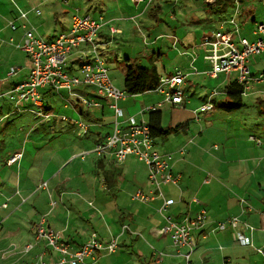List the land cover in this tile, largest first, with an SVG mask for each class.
I'll return each mask as SVG.
<instances>
[{
    "label": "crops",
    "instance_id": "crops-1",
    "mask_svg": "<svg viewBox=\"0 0 264 264\" xmlns=\"http://www.w3.org/2000/svg\"><path fill=\"white\" fill-rule=\"evenodd\" d=\"M49 1L0 0V125L8 122L10 116L27 112L40 120L31 132L23 125L20 137H0V264L59 260V254L45 242L25 250L28 244L35 243L34 226L44 213L49 214L50 226L69 241L72 249L79 248L93 231L106 241L118 237V250L100 252L95 264H185L170 236L162 231L165 219L158 208L163 198L158 196L143 202L133 197L139 189L146 193L152 190L148 165L136 155H129L123 163H118L113 155H99L94 151L114 131L116 114L112 99L98 94L92 86L78 87L74 92L45 87L41 89L42 98L45 108L53 115L46 119L36 114L37 107L32 103L16 101L6 94L16 83L29 78L33 65L29 54L19 47L24 42L26 28H34L37 35L48 41L71 28L60 34L46 33L48 38L44 36V15L49 7L45 10L42 7ZM173 1L178 4L180 0ZM162 2L132 0L129 17L117 14L114 9L94 16H102L106 22L99 40L109 70L116 65L120 75L126 77L128 65L139 64L156 67L160 78L178 70L186 74L181 104L167 101L156 87L119 99L117 103L124 112L122 123L126 124L130 117L149 122L150 111L158 109L162 111L163 126L171 128L167 136L155 138L156 149L171 155L174 172L182 174L179 184L163 186L164 196L176 201L166 213L180 219L195 216L201 208L207 210V224L196 232L194 261L197 264H263L264 258L256 248L264 247V137L241 130L246 120L225 117L247 105L246 94L255 93L256 85L244 92L243 106L228 110L224 106L229 105L227 87L238 78L239 72L211 76L212 63L206 58L209 47L203 38L214 30L233 31L235 24L231 20L234 18L239 25V32L234 33L235 42L239 43L242 37L254 41L257 24L264 22L253 20L251 26H242L239 10L216 13L210 5L208 11L196 8V14L186 15L183 22V16L174 9L169 16L175 22L174 30L167 37L172 39L170 49L176 57L167 62L163 58V44L157 57L149 53L157 42L146 51L143 45H134L131 40L135 38L134 25L126 23L128 18L140 14L163 15ZM36 9L42 13L38 14ZM23 12L28 13V18L21 17ZM11 21L17 28H12ZM188 40L192 44L186 48ZM154 53L157 52L154 50ZM79 56L77 49L66 66L72 75L80 73ZM149 60L151 64H147ZM13 67H17V73L11 75ZM210 82L212 86H208ZM190 86H196L194 93L200 97V106L210 100L216 106L199 119L195 110L187 108L191 96L186 91ZM214 91L218 93L213 95ZM55 96L59 98L58 108L51 102ZM83 98L95 99L96 104L88 106ZM81 122L88 126L87 132ZM32 130H37L33 137ZM44 133L50 134L43 137ZM15 153H22V158L8 163ZM43 181H48V189L40 188ZM50 196L58 201L55 207L50 205ZM236 216L255 228L249 231L253 245L241 244L232 226L216 229L218 222ZM125 224L129 228L124 231Z\"/></svg>",
    "mask_w": 264,
    "mask_h": 264
},
{
    "label": "built area",
    "instance_id": "built-area-1",
    "mask_svg": "<svg viewBox=\"0 0 264 264\" xmlns=\"http://www.w3.org/2000/svg\"><path fill=\"white\" fill-rule=\"evenodd\" d=\"M66 1L68 2V0ZM136 1L154 2V0ZM207 1L209 5L217 2V0ZM235 2L238 3L239 0H235ZM36 12L42 13L40 9H36ZM21 17L28 18V13L23 12ZM231 22L235 24L233 31L214 30L205 35L203 43L209 47L206 58L212 63L211 76L217 77L222 72L238 71L237 79L240 83L245 84L246 92L252 86V81H264V74H261L259 78H253L255 74L251 75L248 65L249 57L252 54L264 52V23L257 24L255 30L257 38L254 41L242 37L240 42L236 43L234 33L239 32V25L234 18ZM10 24L12 28H17L14 21H11ZM105 24V19L102 16L82 15L78 11L73 14L69 31L61 33L52 41L37 35L34 28H26L24 42L19 47L29 54L33 65L29 78L24 82L16 83L6 94L10 98H16V101L32 103L37 107L36 114L46 119L53 115L46 110L42 98L41 89L45 87H53L57 91L74 92L78 87L92 86L98 94L112 99L114 101L112 106L116 114L114 131L106 140L99 142L94 151L99 155L111 154L118 163H123L129 155H136L148 165L152 190L150 193H146L139 189L133 197L143 202H148L158 196L163 198V204L158 208L165 219L162 226L163 233L170 236L179 255L184 257L185 264H197L193 259L197 247L196 232L203 230L206 226L207 210L201 208L195 216H185L180 219L166 213V210L176 201L174 198L164 196L163 186L179 184L182 174L174 172L171 155L162 154L156 149L149 122L137 121L134 117H130L126 120V124L122 123L124 112L117 101L128 94L113 83L106 59L102 54L99 35ZM77 49L80 52L78 59L80 73L72 75L66 66L70 56ZM15 73H17V67H13L10 71L11 75ZM185 80L186 74L182 70H178L175 74L162 76L155 90L161 92L167 101L181 104L184 101L182 85ZM217 93L214 91L213 95ZM83 101L88 106L96 104L95 99L83 98ZM215 108L213 100L204 103L195 110L196 118L199 119L202 114ZM80 125L84 132L88 131L86 124L81 122ZM22 155V153H15L8 163L11 164L21 159ZM85 155L86 153L83 154V156ZM40 188L48 189V181H43ZM50 198V205L55 207L58 201L52 196ZM194 200L200 202L197 197ZM48 215V213H44L35 224V243L28 244L25 250L31 249L37 243L45 242L48 248L59 254V260L54 263L43 260L40 264H95L100 252L112 253L118 250V237L106 241L96 231L91 232L79 248L72 249L69 241L50 226ZM228 226L236 229L237 239L241 244L253 245L249 231H253L255 228L247 221L236 216L218 222L215 227L224 230ZM128 228L126 224L123 226L124 231ZM256 250L264 258V247H258ZM158 252L160 255L163 254L161 251ZM158 260H160V256Z\"/></svg>",
    "mask_w": 264,
    "mask_h": 264
},
{
    "label": "rangeland",
    "instance_id": "rangeland-1",
    "mask_svg": "<svg viewBox=\"0 0 264 264\" xmlns=\"http://www.w3.org/2000/svg\"><path fill=\"white\" fill-rule=\"evenodd\" d=\"M167 1L163 0L162 2V9H164L163 15L154 17L148 14H140L136 15L133 19L128 18L126 23L128 25H134L133 31L135 38L131 39L134 41V45H143L144 50L146 51L147 48L150 49L153 47L154 42H157L158 45L154 48L157 53H154V50H150L149 52L157 57L159 47L163 44V58L168 62L176 57L175 52L170 49L172 48V39L167 37V34H171L174 30L173 24L175 23L169 18L170 14L173 13V10L175 9L179 16H183L182 21L185 22L186 15L196 14V8L208 11L209 3L207 0H178V4H174L173 0ZM46 7L49 8L44 15V19L46 20L45 27L43 28L44 36H46V33L55 35L60 34L64 30H68L71 26L73 14L78 12L75 11V9H80L79 12L81 14H91L92 16H97L100 13L105 14V12H110V10L114 9V12L117 14L129 17L132 15L133 4L132 0H69L68 3L66 0H50L45 3V6L42 7V9L45 10ZM233 8L239 10V22L242 26H244V24L251 26L254 23L253 20L264 22V0H239L238 3H234V5L230 6L228 9L231 10ZM204 15L206 17V14ZM185 29L186 31L189 30L187 27H185ZM47 36L46 38H48ZM147 41H150V45H146L149 44ZM191 44V41H186V48H189ZM113 62L114 61H111V63ZM147 64H151L150 60ZM248 65L251 68V75L255 74L253 78H259L261 74H264V52L252 54ZM110 69L115 86L124 90L125 76L122 77L120 75L116 65L114 67L110 66ZM251 84L256 85V91L255 93L254 91H249L250 93L248 92L246 94L247 105L241 109L235 110L234 114H224V116L227 115L225 117H231L234 120H246L241 126V130L245 129L249 132L253 131L254 134L264 137V81H252ZM212 85V82L208 83V86ZM195 89L196 86H190L186 91V93L191 96L187 108H190V110L193 111L198 109L201 104L200 97L194 93ZM55 97V100H52L51 102H53L55 108H58L59 105L56 102L59 101V98L57 96ZM35 116L28 112L19 116H10L8 122L0 125L1 129L4 128L3 131H0V137H20L18 134L23 125L26 130L31 132L33 125L40 121L39 118L37 116V118H35ZM218 116L223 115L219 114ZM36 133L37 130H34L31 137L36 135ZM50 133H44L43 137H47ZM1 143L2 141L0 139V144Z\"/></svg>",
    "mask_w": 264,
    "mask_h": 264
},
{
    "label": "trees",
    "instance_id": "trees-1",
    "mask_svg": "<svg viewBox=\"0 0 264 264\" xmlns=\"http://www.w3.org/2000/svg\"><path fill=\"white\" fill-rule=\"evenodd\" d=\"M233 3L234 0H217V2L210 5V7L211 9H214L216 13H223L227 11ZM159 81L160 77L156 67H145L139 64L128 65L124 90L127 94L144 93L148 90L154 89ZM227 91L229 105L224 106L227 107L228 110H230V108L241 107L245 104V84L240 83L238 79H236L228 85ZM149 125L151 128V135L154 139L167 136L171 132V128H165L163 126L162 111L158 109L150 111Z\"/></svg>",
    "mask_w": 264,
    "mask_h": 264
}]
</instances>
